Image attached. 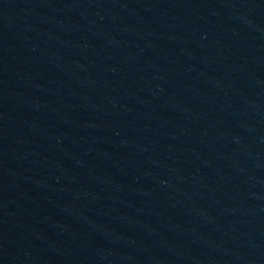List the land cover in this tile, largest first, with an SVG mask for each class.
Segmentation results:
<instances>
[{"label":"water","instance_id":"95a60500","mask_svg":"<svg viewBox=\"0 0 264 264\" xmlns=\"http://www.w3.org/2000/svg\"><path fill=\"white\" fill-rule=\"evenodd\" d=\"M0 264H264V0H0Z\"/></svg>","mask_w":264,"mask_h":264}]
</instances>
